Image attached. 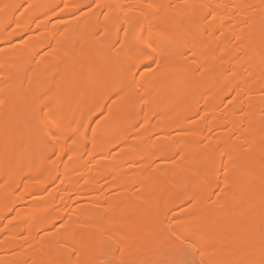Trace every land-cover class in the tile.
Returning <instances> with one entry per match:
<instances>
[{
  "label": "bare ground",
  "instance_id": "bare-ground-1",
  "mask_svg": "<svg viewBox=\"0 0 264 264\" xmlns=\"http://www.w3.org/2000/svg\"><path fill=\"white\" fill-rule=\"evenodd\" d=\"M190 257L264 264V0H0V264Z\"/></svg>",
  "mask_w": 264,
  "mask_h": 264
},
{
  "label": "rangeland",
  "instance_id": "rangeland-1",
  "mask_svg": "<svg viewBox=\"0 0 264 264\" xmlns=\"http://www.w3.org/2000/svg\"><path fill=\"white\" fill-rule=\"evenodd\" d=\"M182 264H200V262L196 258L190 257L189 259H187Z\"/></svg>",
  "mask_w": 264,
  "mask_h": 264
},
{
  "label": "snow or ice",
  "instance_id": "snow-or-ice-1",
  "mask_svg": "<svg viewBox=\"0 0 264 264\" xmlns=\"http://www.w3.org/2000/svg\"><path fill=\"white\" fill-rule=\"evenodd\" d=\"M149 47H151V45H149Z\"/></svg>",
  "mask_w": 264,
  "mask_h": 264
}]
</instances>
